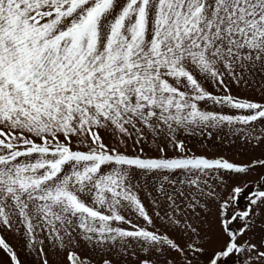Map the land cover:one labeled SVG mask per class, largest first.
Segmentation results:
<instances>
[{
    "label": "snow or ice",
    "instance_id": "obj_1",
    "mask_svg": "<svg viewBox=\"0 0 264 264\" xmlns=\"http://www.w3.org/2000/svg\"><path fill=\"white\" fill-rule=\"evenodd\" d=\"M0 264H264V0H0Z\"/></svg>",
    "mask_w": 264,
    "mask_h": 264
}]
</instances>
